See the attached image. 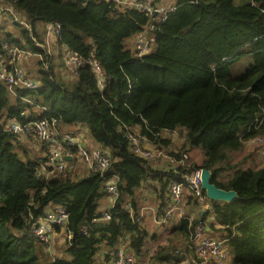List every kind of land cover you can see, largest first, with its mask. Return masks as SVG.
<instances>
[{"label":"trees","instance_id":"1","mask_svg":"<svg viewBox=\"0 0 264 264\" xmlns=\"http://www.w3.org/2000/svg\"><path fill=\"white\" fill-rule=\"evenodd\" d=\"M0 1L16 7L26 20L18 23L20 38L0 23V57H5L6 42L45 61L48 54L37 43L45 42L46 26L54 24L61 27L59 48L83 62L69 81L57 76L54 60L46 70L39 62L40 88L18 91L17 98L0 81V264H108L122 246L137 254L135 264H142L157 233L150 232L144 218L137 220L140 190L157 183L159 215L170 184L202 169L212 171L217 187L239 195L233 203H211L209 233L227 240L230 260L225 264H264V166L244 168L233 161L245 143L264 136V0L239 5L235 0H177L176 11L161 24L107 0ZM146 32L155 43L139 57L134 43ZM90 62L102 68V84ZM44 119L55 121L65 135L64 126H86L99 149L111 156L105 175L81 176L77 147L68 161L73 165L69 175L54 174L47 167L46 145L43 157L33 160L21 139L6 130L9 121ZM178 130L184 141L170 154L189 158L167 170L136 155L128 139L137 134L168 148L171 140L163 133ZM20 146L25 160L17 151ZM195 151L201 161L194 159ZM258 153L262 158L259 148ZM114 177L119 200L109 211L110 220L94 222L102 218L100 201L108 196L107 180ZM192 200L189 206H195ZM126 202L132 212L123 208ZM52 207H64L69 215V261L44 260L31 234ZM199 219L207 221L206 215ZM172 233L184 247L178 249L172 239L159 244L149 253L152 264H181L190 252L197 258L189 245V223L182 221ZM177 250L184 254L175 256Z\"/></svg>","mask_w":264,"mask_h":264},{"label":"built area","instance_id":"2","mask_svg":"<svg viewBox=\"0 0 264 264\" xmlns=\"http://www.w3.org/2000/svg\"><path fill=\"white\" fill-rule=\"evenodd\" d=\"M119 6H128L136 9L141 13H146L156 23L165 22L171 13L176 11V5L160 3L158 0H107ZM0 12H9L15 15V19L19 24H24V21L19 20L18 14L15 13L13 7L1 6ZM61 32L59 25L48 24L46 26V40L49 42L57 37ZM155 43V37L149 32H146L137 37L135 45V53L139 57H143L152 51ZM40 46L39 43H37ZM6 52L5 57H0V81L3 82L10 93L14 97H18V91H37L40 88V82L31 78L25 69L22 67V62L29 56L30 52L24 51L18 47L12 46L9 43L2 45ZM48 58L42 59L45 70L49 67V63L53 60L54 55L47 52ZM64 57L69 67L73 68L74 76L77 74V69L82 65V60L74 54L71 50L65 49ZM95 73L99 78V83L102 84L103 70L96 62H90ZM6 130L18 138H32L39 141L41 144L47 146V167L53 170L54 174H59L64 177L68 176L71 166L68 161L73 159L72 148H78V156L87 169V173H100L102 176L108 170L111 163L110 154L102 149H90L83 141L77 137L65 135L60 131L56 123L48 120H37L26 124H21L17 121H9L6 125ZM169 134H175L177 131H166ZM128 139L132 144L133 152L155 163L166 160L174 167L184 164L185 160L189 158L188 154H184L181 160L165 151L164 148H159L151 141L143 136L137 134H129ZM254 144L260 150V154L264 159V136H259L253 140ZM52 173V174H53ZM118 178L114 177L112 180H107L105 184V192L112 200L110 209L102 213V218L99 220H110L109 211L114 208L119 200ZM196 201L197 203H207L209 201L202 188L201 170L193 171L190 174L182 176L181 181L172 182L169 186V194L167 197V204L164 211L159 216L156 207L148 208L142 206L138 221L144 218L148 210L152 213L155 222L158 225L175 224L178 225L182 221L189 223V245L195 249L197 258L193 259L192 264H225L230 260V254L226 247L227 240H220L213 238L208 230L206 222L189 216L184 211L188 199L185 194ZM126 211L132 212V205L126 202L123 205ZM69 215L64 207H52L45 215L38 220L32 227V236L43 245L50 246L53 236L58 227L63 228L67 226ZM196 221L194 224L193 222ZM193 224V225H192ZM85 232V229H83ZM182 250L175 251V256L183 255ZM108 264H135V257L133 253L122 246L114 254L113 260ZM183 264V263H181ZM189 264V263H187Z\"/></svg>","mask_w":264,"mask_h":264},{"label":"rangeland","instance_id":"3","mask_svg":"<svg viewBox=\"0 0 264 264\" xmlns=\"http://www.w3.org/2000/svg\"><path fill=\"white\" fill-rule=\"evenodd\" d=\"M174 0H164L165 4H169L170 2H173ZM248 0H235V4L239 5V4H243L246 3ZM2 6H9L12 7L11 5H8L6 3L1 2L0 3ZM13 9L15 11V13L19 14L17 11H19L16 7L13 6ZM20 20L22 19V17L19 15ZM15 15H11V13L9 12H0V23L1 25L4 27L6 32L9 33H13L15 34L16 32H20L21 31V27L18 26V22L15 19ZM23 20V19H22ZM24 24L26 23V20H23ZM43 25V24H42ZM40 47L44 50H46L47 52H50L51 54L54 55L53 60H54V68H55V72L57 73V76L62 77L63 79L69 81L72 80V76L74 74V70H72L73 68L69 67L68 63H66L65 57L63 56V53L56 48V46H52V44L50 42H42L40 43ZM52 47V48H51ZM31 60L34 61V70L29 72L28 74H30L29 76L37 81H39L40 78V70H41V65L39 64V62L41 63L42 59L40 58L39 55H35V54H30L29 56H27V58L25 59L27 60ZM24 60V61H25ZM23 63V62H22ZM68 76V77H67ZM74 79V77H73ZM80 127H83L82 129H86V126L84 125H78ZM136 133H138L136 131ZM178 134H181L182 131L180 132V130H178L177 132ZM80 135L79 139L80 141H84L86 140H90L92 139L90 135L86 136L84 135L82 132L78 133ZM83 134V136L81 135ZM184 136V134H181ZM35 143H32V145H34ZM18 153L20 154L21 158L23 160L26 159V156L22 153V149L21 146L17 148ZM41 154L38 152L33 153L30 155V157L33 160H37L38 158H40ZM233 161L234 163H242V166L244 168H248V167H254L256 166L255 163L259 164V162H264V160L260 157L259 153H258V148L257 145L254 146V142L249 141L247 143H245L243 149L237 153H235L233 155ZM163 170H167L169 168L168 165H162ZM45 175H47L45 173ZM145 223V222H144ZM149 224V223H148ZM66 228L63 227L61 229L60 233H55L53 236V240L50 244V246L48 245H43L42 243H38V252L41 254L42 258L44 260L47 261H52L55 260L57 258L59 259H65V260H71L72 257L70 255L69 252H67V248H68V240H67V233H66ZM150 232H158L159 229H155L154 226H150L149 227ZM165 232V231H163ZM162 232V233H163ZM167 239H172L174 240V242L178 243L179 245L177 246L180 248H183L184 245L181 241V238L177 235L174 238H165L164 237H159L156 241H161V243H168ZM181 241V242H180ZM157 244H159L158 242H152L150 244V242L147 244V248H148V253L147 256L145 257L144 261L142 262V264H152V261L150 259V254L149 253H153L156 251L157 249ZM178 248V249H180ZM133 255L135 257V259L137 260V254L135 252H133ZM138 262L136 261V264Z\"/></svg>","mask_w":264,"mask_h":264},{"label":"crops","instance_id":"4","mask_svg":"<svg viewBox=\"0 0 264 264\" xmlns=\"http://www.w3.org/2000/svg\"><path fill=\"white\" fill-rule=\"evenodd\" d=\"M158 2L160 3H164V0H158ZM177 2V0H174L173 2H170L169 4H172V5H175ZM1 3V1H0ZM1 5V4H0ZM2 6V5H1ZM18 24V23H17ZM41 30H43V26L40 27ZM13 34V33H12ZM15 37L16 38H20L21 37V32H16L15 34ZM46 40V38H45ZM52 46H56L57 49H59L60 51L62 50V53H63V56H64V51H65V48L62 47L61 49L59 48L58 44L56 43V38H54L53 40L49 41ZM52 48V47H51ZM22 67L27 71V72H31L33 71L35 68H34V61H32V59L30 60H25L23 61L22 63ZM68 77V76H67ZM73 77L75 78L74 74L73 76L71 77L73 79ZM83 127H80L78 125L76 126H72V127H67V126H64L62 127V130L65 132V133H68L69 135H73L74 137H77L79 139L80 135L78 134L79 132H82L84 135L88 136L89 135V132H88V129L84 128L82 129ZM178 132V131H177ZM175 133V134H169L168 132H164L163 133V136L166 137V138H169L171 140V146L168 147V148H164L165 151H167L168 153H173L174 151H178L182 144H183V141H184V136L181 135V134H178V133ZM83 134H81L83 136ZM31 139V140H29ZM21 141L23 142V147H25L30 155L33 154V153H40L41 156L40 157H43L42 155V149L44 148V145H42L39 141L35 140V139H32V138H21ZM84 144L89 147L90 149H97L99 148L98 144H96L92 139H90L89 141L88 140H84L83 141ZM32 143H35L34 145H32ZM193 156H194V159L197 161H201L202 159V155L199 151H195L193 153ZM162 165H168L170 167V165L172 167H174L171 163L167 162L166 160H163L159 163H156V165H154V167L156 168H161L163 169ZM71 167L73 165H70ZM257 166V165H256ZM258 166H264V162H259ZM73 169V168H72ZM79 173L81 174V176L83 175H87V169L85 167V165L82 163V161L80 160V166H79ZM153 187V192H151V189ZM158 186H157V183L155 182H152L151 185L149 186H145V188L141 189L140 192H139V198L141 199V207L143 206H146L148 208H151V207H156L157 208V212H158V209H159V205L161 203V199H159L158 197V194L156 193V191H158ZM156 190V191H155ZM169 194V192H168ZM168 197V195H167ZM167 197H166V200H167ZM185 198L188 199L187 201V204L184 208V211L186 212L187 215L189 216H192L196 219H199V215H206L207 217V221L206 224L207 226L209 225V223L213 222V213H212V201H208L207 203H197L196 201H193L195 203V206H189L188 202H189V199L190 197L188 196V194L186 193L185 194ZM167 202V201H166ZM112 206V200L109 196L107 197H104L103 199H101L100 201V210L102 211H106L108 209H110ZM158 214V213H157ZM162 214V212L159 214V216ZM144 221H145V224L148 226V228L150 226H154L155 229H159L158 232H152V233H157V237H156V240L159 238V237H164L165 238H174V234L172 233V231H174L176 229V223L175 224H166V225H158L154 218H153V215L152 213L148 210V212L145 214L144 216ZM149 223V224H148ZM208 230L210 231V228L208 226ZM165 231V232H163ZM163 232V233H162ZM156 240H153V241H150V244L152 242H158L159 244H164V243H161V241H156ZM169 239H167L168 241ZM157 244V246L159 245ZM194 256L191 254V252L187 255V259H184L182 258V262L183 264H192V261L193 259H195V257L193 258Z\"/></svg>","mask_w":264,"mask_h":264},{"label":"water","instance_id":"5","mask_svg":"<svg viewBox=\"0 0 264 264\" xmlns=\"http://www.w3.org/2000/svg\"><path fill=\"white\" fill-rule=\"evenodd\" d=\"M212 171L209 169L201 170L202 188L208 199L212 202L233 203L239 199L235 190H225L217 187L212 182Z\"/></svg>","mask_w":264,"mask_h":264},{"label":"bare ground","instance_id":"6","mask_svg":"<svg viewBox=\"0 0 264 264\" xmlns=\"http://www.w3.org/2000/svg\"><path fill=\"white\" fill-rule=\"evenodd\" d=\"M17 98V97H16Z\"/></svg>","mask_w":264,"mask_h":264}]
</instances>
